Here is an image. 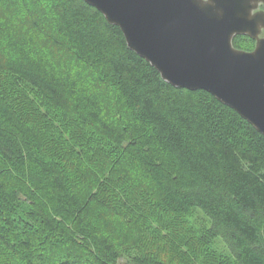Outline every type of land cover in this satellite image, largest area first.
Returning <instances> with one entry per match:
<instances>
[{
	"label": "trees",
	"instance_id": "obj_1",
	"mask_svg": "<svg viewBox=\"0 0 264 264\" xmlns=\"http://www.w3.org/2000/svg\"><path fill=\"white\" fill-rule=\"evenodd\" d=\"M0 8L1 68L26 102L35 98L45 113L61 114L56 128L38 122L53 129L41 138L43 130L0 85V264H173L151 249L124 253L122 243L144 239L139 221L148 228L147 219L196 212L207 222L203 245L220 242L233 264H264L263 135L210 93L164 81L120 28L83 0H0ZM254 44L248 36L233 39L241 50ZM59 54L93 82L64 74L50 61ZM99 85L111 94L116 119L105 115ZM48 142L94 171L136 181L123 186L126 202L115 204L122 209L114 205L106 216L102 204L88 205ZM143 203L151 213L126 210Z\"/></svg>",
	"mask_w": 264,
	"mask_h": 264
},
{
	"label": "water",
	"instance_id": "obj_2",
	"mask_svg": "<svg viewBox=\"0 0 264 264\" xmlns=\"http://www.w3.org/2000/svg\"><path fill=\"white\" fill-rule=\"evenodd\" d=\"M83 1L164 81L210 93L264 136V0ZM235 36L254 48H235Z\"/></svg>",
	"mask_w": 264,
	"mask_h": 264
},
{
	"label": "rangeland",
	"instance_id": "obj_3",
	"mask_svg": "<svg viewBox=\"0 0 264 264\" xmlns=\"http://www.w3.org/2000/svg\"><path fill=\"white\" fill-rule=\"evenodd\" d=\"M1 14H4L3 8H0V15ZM35 15H37L39 21L43 20L42 26L46 25L48 28L47 20L44 14L37 11ZM27 23L28 25L32 24L30 22ZM37 23L38 22H34V24ZM47 36L49 37L48 34ZM252 48H254V45ZM61 54L65 55V53ZM61 54L53 56L54 58L50 57L51 63L54 64V61L56 60L58 65H63L62 70L64 74L73 78L78 77L83 80L86 85L93 82V78L91 79L90 76H85L82 67L78 66L77 63L76 68L72 67V64L67 63ZM0 85L3 94L9 99V101L16 107L18 105V109L21 111V114L25 115L27 119L33 121V123L35 122L40 131L43 130L40 134L41 138L46 137L51 131H53L51 128H56V126H58L57 122L60 120V113L50 109L45 113L43 110L44 107L35 98L34 100L32 99V101L26 102L24 97L19 96V93L16 92V87L11 83L10 77H7L1 66ZM94 90H97V92L100 93L101 99L104 101L103 107L104 113H106L105 115L108 114L107 117L109 119H116L113 104L110 100L111 94L108 93L109 96H106L103 87L100 85ZM29 98L31 97L29 96ZM39 121L41 123L47 122L51 128H48L47 130L43 127L41 128L38 124ZM75 146L76 145H73L71 148ZM46 147L49 153H54L64 157L62 158L66 167L72 174V178L77 176L76 179L81 188H83V195L86 196L88 205L98 208V206L102 204L105 207H102L104 209L100 211L102 215L106 214L107 216L110 208L114 207L116 203L121 206L123 202H126L125 199L120 198V195L123 193V186L130 188V186H133L136 181L131 179L128 182L122 175H120V173L116 171L108 172L109 175L108 173L101 171H94L93 168H91L92 166L85 165L87 164V160H83L76 155H72V159H67V157L62 153L63 149L57 145L53 146L51 142H48ZM103 167L110 169V166L108 165ZM76 179H74V181H76ZM138 190L142 193V189H139L138 187ZM117 192H119V194H117ZM111 194H115L118 200L111 198ZM120 206L116 207L120 210L122 209ZM148 206L149 205H146L145 203H143L142 207H139L136 204H130L126 207V210L128 212L131 210L130 213L132 216L138 217L140 215L139 213L142 212L151 213ZM106 211L108 213H106ZM104 219L105 222H108L106 218ZM127 222L128 220H125L123 223L120 222V227L122 228L123 226L125 229ZM139 224V234L144 235V239L141 241L139 240V243L135 241L137 239H132V241L127 240L126 243H122V241L118 242L119 244H123L122 250L124 253L136 254L138 252H151V249L154 250L153 254L155 253L157 257L173 264H233L231 258L220 242L212 241L210 247L203 245L201 237L206 230L207 222L198 212L194 213L193 216L189 218L174 219L169 222L157 218L150 220L147 219V225H149L148 228L145 226L146 224L144 225V223H142V221H139ZM120 227H114L115 234L118 233V229ZM120 234L121 232L119 231V235ZM128 234H133V232L128 231Z\"/></svg>",
	"mask_w": 264,
	"mask_h": 264
}]
</instances>
